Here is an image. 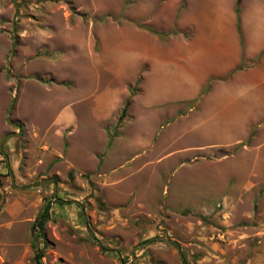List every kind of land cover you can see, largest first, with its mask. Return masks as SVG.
<instances>
[{"label": "rangeland", "instance_id": "rangeland-1", "mask_svg": "<svg viewBox=\"0 0 264 264\" xmlns=\"http://www.w3.org/2000/svg\"><path fill=\"white\" fill-rule=\"evenodd\" d=\"M234 1L222 6L233 9ZM243 1L264 11V0H241L240 9ZM216 6L0 0V139L12 133L0 143V264H36L37 247L42 264H264V117L246 132L243 122L236 131L200 126L207 108L197 111V98L148 104L149 61L134 67L117 58L153 53L166 61V42L194 33L195 20L179 22L184 9L208 16ZM232 21L238 64L252 66L264 49L247 57L240 11L241 42L233 13ZM12 41L15 93L4 71ZM95 94L115 100L100 125L102 139L96 133L97 162L81 173L70 166L67 148L88 156L93 140L84 130L94 117L87 97ZM12 95L10 119L19 129L5 121ZM261 107L251 105L250 116H260ZM63 110L86 124L70 141L72 124L56 122ZM50 199L42 245L30 223Z\"/></svg>", "mask_w": 264, "mask_h": 264}, {"label": "crops", "instance_id": "crops-1", "mask_svg": "<svg viewBox=\"0 0 264 264\" xmlns=\"http://www.w3.org/2000/svg\"><path fill=\"white\" fill-rule=\"evenodd\" d=\"M216 2L215 10L208 16L186 15L185 6L183 18L179 22L183 24L186 16H189V20H195L193 23L194 33L185 39L179 37L176 44L166 42V61L156 58L153 53L136 54L137 56L135 55L133 59L128 54L120 56L117 54V58L120 60L123 58L125 62L130 66L134 65V67H137L140 61H149L144 82L149 77H153L154 87L152 90L144 91L148 104L164 101H178L183 104V102L197 98L193 106L197 108V111H201L205 105L207 109L204 110V113L208 115L198 119L200 126L215 125L218 130L233 129L232 131H236L234 129L238 130L237 126L243 122L245 128L242 131L246 132L252 122L264 117V52L260 54L258 62L254 65L235 69L225 77L238 64L239 50L236 32L233 28V9L231 5L225 9L222 6L223 0H216ZM240 24L245 55L251 57L262 51L264 49V11L255 3L243 1L240 9ZM207 32L209 35L206 37L211 40L210 45L203 43L205 37L202 35ZM249 73H256L255 77L257 78H248ZM209 76L214 77V80L207 91L200 93ZM116 94L119 96V99L116 98L117 104L121 99L119 93ZM87 99L89 100V113L94 117V123L90 124L84 132L89 130L87 133L90 136L89 139L93 140L92 147L89 149L88 156L85 155V152L84 154L78 151L71 152L70 143L67 148V159L70 166L76 167L81 173L90 171L91 167H94L92 163L96 164L97 162L95 156V150L98 147V145L95 146L96 133H99L102 139L103 130L100 125L106 120L110 113L109 107L115 100L113 97L112 101L111 96H107V94H95L93 97L89 95ZM254 104L259 108L262 104L260 116H250L251 105L254 107ZM171 113L173 112L169 114ZM245 118L248 119L246 124L244 123ZM56 122L72 124L69 141L72 138V131L74 133L78 129V125L82 123H78L74 115H65L64 110ZM218 124L222 125L218 127ZM82 125L86 124L82 123ZM75 128L77 129L75 130ZM73 158L76 161H73Z\"/></svg>", "mask_w": 264, "mask_h": 264}, {"label": "trees", "instance_id": "trees-1", "mask_svg": "<svg viewBox=\"0 0 264 264\" xmlns=\"http://www.w3.org/2000/svg\"><path fill=\"white\" fill-rule=\"evenodd\" d=\"M240 1L241 0H235L234 5H233V12H234V18H235V27L236 31L238 32L239 35V41L241 42V37H240V31H239V11H240ZM162 34V33H161ZM241 67L240 64L236 65L233 70L239 69ZM208 88V84H205L200 93H203L206 91ZM128 99H126L125 104L121 110L120 115L123 113L125 105H127ZM50 200H47L43 203L41 208L38 210V212L35 214L33 217L31 223H30V230L33 232L35 238L39 239L42 245L45 243V233H44V224L46 220L49 218V207H50ZM185 212V211H183ZM42 256V247H37L36 250L33 253V259L36 262V264H42L40 261V258Z\"/></svg>", "mask_w": 264, "mask_h": 264}, {"label": "water", "instance_id": "water-1", "mask_svg": "<svg viewBox=\"0 0 264 264\" xmlns=\"http://www.w3.org/2000/svg\"><path fill=\"white\" fill-rule=\"evenodd\" d=\"M13 41L11 42V46H10V49H9V51H8V55H7V59H6V66L4 67V71H5V76L7 77V78H9V79H11L13 82H14V93L16 92V85H17V82H16V80H14V78L9 74V72H8V63H9V57H10V55H11V52H12V47H13ZM13 101H14V95H12L11 97H10V101H9V103H8V105H7V108H6V110H5V121L7 122V123H9L10 125H12V126H15L17 129H19V126L17 125V124H15L11 119H10V110H11V107H12V103H13ZM10 134H12V133H5L4 135H2V137H1V139H0V143H1V141L3 140V138L5 137V136H7V135H10ZM0 151H2L1 149H0ZM10 177H11V179H12V176H11V174H10ZM53 185H54V183H53Z\"/></svg>", "mask_w": 264, "mask_h": 264}]
</instances>
